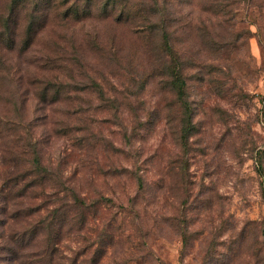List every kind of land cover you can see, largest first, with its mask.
<instances>
[{"label":"rangeland","instance_id":"obj_1","mask_svg":"<svg viewBox=\"0 0 264 264\" xmlns=\"http://www.w3.org/2000/svg\"><path fill=\"white\" fill-rule=\"evenodd\" d=\"M106 4L0 0V190L39 150L52 264H264V0Z\"/></svg>","mask_w":264,"mask_h":264},{"label":"trees","instance_id":"obj_2","mask_svg":"<svg viewBox=\"0 0 264 264\" xmlns=\"http://www.w3.org/2000/svg\"><path fill=\"white\" fill-rule=\"evenodd\" d=\"M115 3L116 0H107L105 10L114 7ZM91 5L89 4L87 7L90 8ZM71 13L76 17L81 15L75 8L71 10ZM11 19L8 18L10 27ZM169 38V35L164 36V44L170 52ZM171 77L170 85L177 91L179 98L182 99L185 95L186 82L179 67L172 66ZM189 134L190 128H186L183 138H187ZM31 153L32 161L29 174L25 176L21 171L16 172L12 178L2 184L0 190L7 193L5 197L8 199V203L11 202L12 204L13 221L20 226L14 228L11 233V264H52L54 257L57 255V239L60 238L61 227L58 222L54 221L55 211L50 212L52 218L43 217L40 214L43 206L39 204L38 207L35 206V203L47 197L48 188L52 187L46 188L36 181V178L43 179V175L48 173L49 170L43 166L39 150L34 147ZM76 200L80 203L78 199ZM82 205H85L84 202ZM18 221H21L24 225H20Z\"/></svg>","mask_w":264,"mask_h":264}]
</instances>
